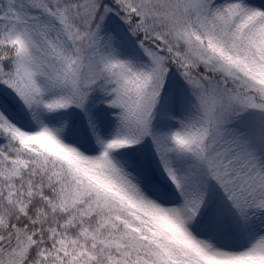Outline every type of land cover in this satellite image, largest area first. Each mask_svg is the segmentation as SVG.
Here are the masks:
<instances>
[{
	"label": "snow or ice",
	"instance_id": "obj_1",
	"mask_svg": "<svg viewBox=\"0 0 264 264\" xmlns=\"http://www.w3.org/2000/svg\"><path fill=\"white\" fill-rule=\"evenodd\" d=\"M0 264H264V0H0Z\"/></svg>",
	"mask_w": 264,
	"mask_h": 264
}]
</instances>
